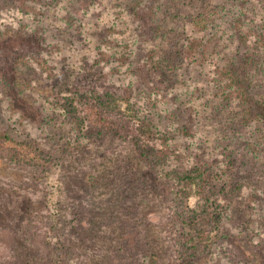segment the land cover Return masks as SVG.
<instances>
[{
    "label": "rangeland",
    "instance_id": "1",
    "mask_svg": "<svg viewBox=\"0 0 264 264\" xmlns=\"http://www.w3.org/2000/svg\"><path fill=\"white\" fill-rule=\"evenodd\" d=\"M58 1L22 0L29 7L23 24L25 39L20 41L21 37H18L13 45L9 40L16 38H11L14 35L7 26L2 27L0 33V129L9 132L14 140L7 145L17 149L23 157L22 163L13 167L0 159V228H11L15 234L12 249L0 244V264L42 262L41 247L31 243L29 234L36 241L49 236L50 245L62 253V264H169L173 245L166 229L167 222L174 212L181 215L184 210L194 207L199 198L194 187L186 200L176 197L174 185L152 174L125 141L101 140L75 145L66 158L49 165L30 148L26 151L24 140L28 139L27 135L30 138L39 135L47 146L52 144L47 127L52 115L48 103L56 93L53 82L59 81L64 74L61 73L62 63L74 68L82 64L86 71L80 77V86L113 93L122 99L114 106L121 113L127 112L126 105L137 93L158 92L159 99L146 104L155 112L159 110L152 114L153 119H149L164 125L173 134L175 145L188 151L192 155L190 161L199 164H224L210 140L215 136L212 129L220 122L219 109L211 111V108L227 106V102L218 104L215 100L222 91L220 87L210 88L219 95L214 97L212 93L205 100H198L195 111L190 98L182 91L181 95L173 90L169 92L159 80L150 83L149 76H139L135 67L128 71L127 77L124 76L126 62L133 59L131 63L134 64L138 58L143 62L150 55L145 17H139L141 20L135 24L133 36L136 40L133 41L128 33L119 32L117 26L107 25L85 10L82 11L86 13L81 14L82 0H61L62 4L57 6ZM239 3L228 0L218 3L220 9L215 14H219L220 21L216 27L233 34L236 26L232 18L241 14ZM255 20L257 32H260L261 26L264 27V10L256 11ZM240 21L245 22L244 18ZM0 22H9L5 13H1ZM245 26L253 27L248 20ZM233 37L241 44L246 38V49L256 38L244 32L243 36ZM259 40L263 41L261 48H264V36ZM16 45L29 50L14 52L12 49ZM69 53L75 54L77 60L71 59L73 55ZM60 56L68 59L59 61ZM53 63H59L57 68ZM40 64L52 66L43 68ZM224 64L219 63L220 67ZM261 65L264 70V57ZM208 68L201 74L216 72L214 68ZM130 80L136 83H130ZM239 83L244 86H241V97L246 105L245 115H242L243 107L238 105H242L241 100L236 99L232 109L227 107L233 115L223 122L226 129L218 127L216 132H228L225 137L229 140L225 144L231 148L230 172L234 178L249 185L247 201L264 218V105L259 103L264 99V91L260 86L241 82V77ZM141 112L144 113L140 111L136 115L139 122L146 117ZM131 116L134 121L136 118ZM149 134L142 135L143 141L158 143L155 136ZM48 174H51L55 188L46 181ZM45 190H52L57 200L49 199V194L44 200L42 191ZM55 207L57 211L53 210ZM211 210L217 213L213 207ZM238 218V215L229 218L234 223L232 228L217 224V232L213 234V255L197 259L194 264H214L215 261L220 264H264V245L250 250L246 247L250 239L260 240L256 224L250 218L240 222L236 220ZM30 221L38 231L27 232L26 224ZM127 230L135 233L133 238L138 237L137 246L131 251L126 244ZM233 234L234 238L229 240ZM224 235L225 244L222 245L221 236ZM141 245L142 249L138 250ZM214 248L218 250L217 254Z\"/></svg>",
    "mask_w": 264,
    "mask_h": 264
},
{
    "label": "trees",
    "instance_id": "2",
    "mask_svg": "<svg viewBox=\"0 0 264 264\" xmlns=\"http://www.w3.org/2000/svg\"><path fill=\"white\" fill-rule=\"evenodd\" d=\"M220 1L82 0L84 6L81 5L80 13L89 12L87 14L97 17L107 25L117 26L119 32L121 31L123 35L128 33L133 41L136 40L133 36L135 24L141 20L139 17H145L147 19L146 29L149 32L146 37L150 55L143 62L139 58L134 60V64L131 63L133 59L126 62L124 76L127 77L128 71L135 67L138 69L139 76H149L150 83L155 84L159 80V83H163L168 91L173 90L176 93L179 92L180 95L182 91L183 95L190 98L189 102L194 105L195 111L198 107L196 104L198 100H205L212 93V96L218 94L210 88L220 87L222 93L215 101L220 105L226 101L227 106H218L219 108L215 106L211 108V111L215 108L219 109L220 122L217 126L226 129L223 122L233 115L227 108H231L233 101L241 100L242 105H238L243 107L241 111L242 115H245L246 105L241 97L244 86L241 83L237 84L240 77L241 82L246 81L249 86H260V89L264 91V70L261 65L264 48H261L263 41L259 40L261 36H264L262 32L264 27L261 26L262 30L257 32L258 26L255 23L256 11L264 10V0H228L229 2H240L241 14L232 18L236 26L234 30L236 35L234 32L228 34L220 30V26L216 27L220 19L215 11L220 9L218 4ZM60 2L61 0L58 1L57 6L62 4ZM28 9L29 7L24 5L22 0H0V15L5 13L9 19L6 24L0 22V33L3 31L2 27L7 26L14 35H11V38H16L9 40L13 45L16 40H19L18 37H21L20 41L25 39L23 24H25ZM241 18H244V23L240 21ZM247 20L252 23L253 27L250 29L245 26ZM96 26L97 24L94 23V27ZM160 31H162L161 34ZM243 32L256 36L254 43L248 49L244 46L246 38H244V44H241L233 37L238 34L243 36ZM12 50L26 53L29 48L16 45ZM69 54L73 55L71 59L77 60L75 54ZM61 59L66 61L68 57L60 56L59 61ZM220 62L225 63L223 67H220ZM58 64L53 63L52 65L57 68ZM60 66H62L61 73L64 74L59 81L53 82L56 93L52 94L54 98L52 96V101L48 103L52 115L49 117L51 121L47 127L52 144L47 146L45 140L39 135L33 138L27 135L28 139L24 140V143L22 141L26 151L30 148L33 154L35 152L38 154L42 162L54 165L66 158L68 153L74 149L72 146L85 145L90 141L121 140L132 146L137 159L145 164L152 174L174 185L173 192L176 197L186 200L194 187L199 197L194 207L184 210L181 215L177 211L174 212L167 222L166 229L173 245V255L169 264H194L197 259L212 256L213 234L217 232V224L230 225L232 228L234 223L229 218L234 215L239 216L236 219L239 222L241 219H252L261 236L257 241L250 239L246 247L250 250L264 245V218L247 201L250 196V187L242 180L234 178L229 169L231 148L225 144V141L229 140L225 137L227 131L217 133L216 130L219 129L216 127L212 129L215 136L210 138L217 151L216 154L224 162L222 166L190 161L192 155L175 145L173 134L164 125L155 124L149 119H153L152 114H157L159 110L155 112L146 104L157 99L158 92L137 93L135 99L126 105L127 112L121 113L114 109V106L122 99H118L113 93L80 86L82 84L80 77L86 71L82 64L76 68L64 63ZM208 67L215 69L214 75L219 74L217 79L212 73L201 74L206 68L209 70ZM130 83L135 84L136 81L130 80ZM142 85L146 86L145 83ZM224 93L226 95H223ZM259 103L264 105V99H261ZM140 111H144V113L141 112L142 116L145 115L147 119L143 117V120L139 122L136 115L140 114ZM130 115L136 119L131 121ZM194 128L196 129V126ZM144 133H150V136L152 134L153 138L155 136L158 143L153 142L154 140L150 143L144 142L142 139ZM12 140L14 139L10 137L7 130L0 129V159L13 167L22 163L23 157L17 149L7 145ZM50 175L48 174L46 181H49V185L55 188V182H52ZM31 187L34 188L36 185ZM42 192L44 200L48 199V194L49 199L57 200L52 190ZM212 207L217 213H212ZM53 210L57 211L58 208H53ZM26 228L29 233L38 231L31 221L26 224ZM227 230L229 232V229ZM134 234L130 230L126 231L128 237L126 244L130 247V251L138 241V237H132L135 236ZM29 235L28 239L31 243H36V247H41L42 262L40 264H62V253L50 245L49 236L45 235L41 241H36L33 235ZM14 236L11 228H0V244L6 249H12ZM225 236H221L222 245L225 244ZM233 238L234 234L229 236V240ZM137 249L141 250L142 245ZM214 251L217 254L218 250ZM214 264H220V262L215 261Z\"/></svg>",
    "mask_w": 264,
    "mask_h": 264
}]
</instances>
